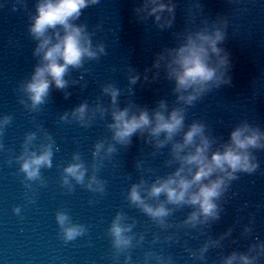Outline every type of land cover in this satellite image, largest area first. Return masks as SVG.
I'll use <instances>...</instances> for the list:
<instances>
[{"label": "water", "instance_id": "obj_1", "mask_svg": "<svg viewBox=\"0 0 264 264\" xmlns=\"http://www.w3.org/2000/svg\"><path fill=\"white\" fill-rule=\"evenodd\" d=\"M39 3L0 0V264H162L139 206L129 200L131 186L77 67L68 66L64 87L50 83L43 102L31 105L24 85L41 63L31 31ZM54 31L48 28L46 34ZM82 103L83 121L73 115ZM29 133H34L30 141ZM45 144H51V165L29 179L19 158L26 148L39 152ZM74 156L86 169L84 179L69 177L64 183V168L77 162ZM93 176L100 187H88ZM57 212L83 231L65 239ZM117 214L121 224L131 225L125 233L130 244L121 249L110 232Z\"/></svg>", "mask_w": 264, "mask_h": 264}, {"label": "clouds", "instance_id": "obj_2", "mask_svg": "<svg viewBox=\"0 0 264 264\" xmlns=\"http://www.w3.org/2000/svg\"><path fill=\"white\" fill-rule=\"evenodd\" d=\"M94 3L95 0H41L37 5V14L33 18L31 31L34 37L38 38L37 53H42L41 63L36 66L35 71L25 85L24 90L28 93L32 107L43 102L47 95L50 83L58 88L65 86L67 81L63 78L68 70V66H79L84 57H95L97 50L91 45L89 34L84 31L83 25L70 23V18L74 19L79 15V10L87 3ZM148 5H151L148 7ZM145 7L148 8V14H154L157 21L161 20L160 13L167 10L172 12L173 5L170 3L158 2V0H146ZM171 19L165 21L170 24ZM56 25H61L63 35L59 31H54L52 36L56 37L55 42L52 36L46 34L48 28L55 29ZM164 26V25H161ZM223 39V33L219 28L212 32L200 31L189 34L185 42L178 48L170 50L171 55L170 75L176 82L175 91L180 93L178 100L185 104H190L196 97L209 87V83H216L221 80L222 66L226 63V58L219 55L221 49L217 46ZM96 49L103 52V46L97 45ZM216 56L215 64H212L211 57ZM136 76L130 77V82H135ZM191 89V91H188ZM109 92L113 103L116 100L117 89L111 86L104 88ZM186 93V94H185ZM165 107L161 102L160 108ZM86 104H81L73 110V115L83 121ZM113 123L109 125L113 129V138L118 142H127L130 135L137 131L147 129L152 136L165 133V140L170 139L183 122V109L174 108L167 116L163 111L157 110L149 116L147 110H140L138 113H129L127 108L114 110L112 113ZM63 118V117H62ZM4 118V122L7 121ZM151 125V126H150ZM150 126V127H149ZM34 133H29L27 139L30 141ZM199 137V143L195 144L194 149L179 155L181 149L187 145H192L195 137ZM261 139H264V133L243 125L235 128L230 133V140L223 146V150H216L207 155L209 140L203 135V125L193 123L184 133L183 142L175 144L174 150L181 162L175 172L164 179H158L148 190V195L156 197L164 193L166 201L171 204L187 203L195 205L196 210L190 213L186 222L194 223L198 217L207 219L217 215L216 197L220 195L227 181L234 177L237 170L252 171L256 164L252 162V157L248 151L250 147H260ZM162 144L164 141H159ZM101 144L96 145L97 152ZM110 145L107 151L111 152ZM95 155V153H94ZM51 144L41 146L39 152H28L19 158L21 160L20 168L27 178L33 179L39 176L41 166L51 165ZM73 159L77 162L70 163L64 168V183H68V178L72 177L77 182H82L86 169L83 163L79 161L78 156ZM188 166L185 168V166ZM193 166L195 171H193ZM190 173V176L184 173ZM213 173H218L214 179H209ZM207 180L206 183L203 181ZM96 183L100 187V182L96 178L90 177L88 187ZM139 185H132L128 197L129 200L148 215L161 218L168 214L170 209L160 203L153 207L146 203L141 196ZM195 187V190L191 189ZM57 222L60 224L65 239H72L83 231V226L72 224L64 212H57ZM121 216L117 214L113 220L110 232L114 237L113 243L117 249L128 246L131 237L125 235L131 225L121 224ZM127 259V258H126ZM234 256L228 257L226 264H231ZM244 264H251V258L246 255L240 256Z\"/></svg>", "mask_w": 264, "mask_h": 264}]
</instances>
